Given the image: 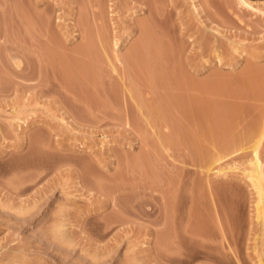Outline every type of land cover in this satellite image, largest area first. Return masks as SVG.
I'll use <instances>...</instances> for the list:
<instances>
[{
  "label": "rangeland",
  "instance_id": "obj_1",
  "mask_svg": "<svg viewBox=\"0 0 264 264\" xmlns=\"http://www.w3.org/2000/svg\"><path fill=\"white\" fill-rule=\"evenodd\" d=\"M170 1L176 9L161 25L196 40L191 69L135 47L147 15L172 9ZM192 1L0 0V264H212L209 245L222 252L218 264H264V205L256 211L246 176L258 141L264 167V136L240 123L264 113V72L253 84L261 97L194 86L214 73L264 70V0H195L210 4L212 20L193 13ZM208 29L227 36L222 62L235 69L216 66ZM171 69L196 76L186 87L165 77ZM201 97L207 117L209 101L224 111L196 121Z\"/></svg>",
  "mask_w": 264,
  "mask_h": 264
},
{
  "label": "bare ground",
  "instance_id": "obj_2",
  "mask_svg": "<svg viewBox=\"0 0 264 264\" xmlns=\"http://www.w3.org/2000/svg\"><path fill=\"white\" fill-rule=\"evenodd\" d=\"M96 1H98V0H96ZM101 1V0H100ZM194 1V6H195V12H193V13H196V15L197 16H200V15H202V17L204 16V20H212V16L210 15V14H212V13H210L209 12V3L208 2H206V3H208V6H203L202 4H200L199 3V5L198 4H196L195 5V3L197 2H195V0H193ZM193 1H192V4H193ZM206 1V0H205ZM204 1V2H205ZM208 1V0H207ZM170 4L171 3H173L172 1H170L169 2ZM245 3H248L247 1H245ZM174 4V3H173ZM192 4H191V6H192ZM205 5V4H204ZM207 5V4H206ZM170 7H173L172 9H168L169 7H165L164 6V9L163 10H165L166 12L164 13V11H163V13L161 12H159V10H158V12L157 13H155L156 11H157V9L155 10V12L154 13H152L151 12V14H148L147 15V18H146V20H145V23H144V25L142 26V29H143V31H144V36L140 39V41L136 44V46L135 47H154L153 48V51L156 49V51L158 50L159 52V54H161V57H159L160 58V60H162L163 61V64L166 66H169V65H175V64H177V62H179L181 65H183V63L185 64V66H187V67H192V62L191 61H193V57L192 56H189V55H187V47H188V45H191L192 43H194L195 41H193V40H191V38L189 37V33H187V28H186V32H183V30L184 29H182V28H180L179 29V31L176 33V34H174L173 35V32H170V30H171V28H170V30H168L166 27H164L163 25H161V23L162 22H166V20H168V18L167 17H171V15H172V13H173V11H175L174 9H176V8H174V5H169ZM157 7V6H156ZM211 7H213V6H211ZM163 8V7H162ZM166 8V9H165ZM192 8H193V6H192ZM146 9V8H145ZM197 10H198V13H197ZM208 10V11H207ZM138 12H140L139 10H137ZM192 11H194V10H192ZM211 11V10H210ZM210 13V14H209ZM167 18V19H166ZM166 19V20H165ZM49 24H50V21H49ZM182 24V23H181ZM173 27V26H172ZM3 28V27H2ZM34 28V27H33ZM175 28V27H174ZM174 28H172V31L174 30ZM178 28V27H177ZM5 29V28H4ZM206 29V28H205ZM6 30H7V28H6ZM175 30H176V28H175ZM202 30V29H201ZM209 30V29H208ZM10 31V30H9ZM210 31V30H209ZM208 31V32H209ZM189 32V31H188ZM202 32V33H201ZM204 32V33H203ZM208 32H207V34H208ZM10 33V32H9ZM9 33H8V35H9ZM199 35H201V39L203 38V35H205V36H208V35H206L205 34V31H199ZM209 35H210V43H212V48H213V51H212V53L214 54V58H215V60L217 61V64H216V66H218V68H222L223 66H229V67H231V69L232 68H236V65H237V63H230V64H225V63H223L222 62V54L220 53V50L221 49H219V47H221L222 48V44L224 43V40H226L227 39V36L225 35V34H223L222 32H220L219 30H217V31H210L209 32ZM176 36H177V38H178V42H176L177 41V38H176ZM204 36V37H205ZM176 38V39H175ZM182 38L184 39V38H186V40L185 41H182ZM206 38H208V37H206ZM206 38H203V39H205L206 40ZM181 40V41H180ZM199 40H200V38H199ZM208 40V39H207ZM228 40H230V39H228ZM201 42H202V40H200ZM106 40L104 39H101L100 40V45H101V50H102V54H103V56L105 57V58H103V56H102V58L103 59H107V60H110V58L108 59V51H107V47H106ZM201 42H200V44H201ZM231 42H233V41H231ZM207 43V45L209 44L208 42H206ZM233 44V43H232ZM202 45V44H201ZM205 45V44H204ZM210 45V44H209ZM208 45V46H209ZM91 46V45H90ZM85 47L87 48V46H86V44H85ZM134 47V48H135ZM43 48H45V47H43ZM205 48V47H204ZM212 48H211V50H212ZM203 49V48H202ZM46 50V49H45ZM81 50V49H80ZM88 50H91V48L90 49H88ZM94 50V49H93ZM93 50L91 51V52H93ZM235 50H237V49H235ZM87 50H85V48L83 47L82 48V51H81V55H83V57H85V58H90V60L92 61V59H94V56L96 55H90V52H86ZM151 51V50H150ZM85 52V53H84ZM79 53V52H78ZM87 53H89V54H87ZM94 54V53H93ZM102 54H100V56L102 55ZM135 54H136V49L135 50H133L132 52H130V53H128V55H127V57L125 58L126 59V61L128 62V63H130V61L132 62L133 60H134V58H135ZM157 54V53H156ZM98 55V54H97ZM149 56V55H148ZM151 56V55H150ZM158 57V56H157ZM95 58H96V56H95ZM99 59H100V57H98ZM101 58V59H102ZM154 58V57H153ZM152 58V59H153ZM158 59V58H157ZM52 60V59H51ZM50 60V61H51ZM87 61V60H86ZM89 61V60H88ZM94 61V60H93ZM93 61L91 62V63H93ZM95 61H98V59H95ZM152 61V60H151ZM153 61H156V60H154L153 59ZM90 62V61H89ZM88 62V63H89ZM95 63V62H94ZM110 63V62H109ZM228 63V62H227ZM111 64V63H110ZM161 64H162V62H161ZM205 64H206V62H205ZM204 64V65H205ZM15 67H16V69H17V71L18 72H23L24 71V69H23V67L21 66V64H20V62L19 61H16L15 62ZM92 65V64H91ZM209 65V64H208ZM129 66V65H128ZM178 66V65H177ZM88 68H90V66H87ZM94 67H95V65H94ZM111 67H112V69H113V71L112 72H114V73H116L117 74V77H119L120 78V75L118 74V71L116 70V67L114 66V65H111ZM164 67V66H163ZM169 67H171V66H169ZM195 67V66H194ZM129 68V67H128ZM179 68H182V67H179ZM196 68V67H195ZM199 68H200V66H199ZM85 69V68H84ZM83 69V70H84ZM92 69H93V67H92ZM164 69H165V67H164ZM163 69V70H164ZM168 69V68H167ZM175 69V68H174ZM191 69V68H190ZM197 69V68H196ZM201 70H203L204 69V66H202L201 68H200ZM216 69H217V67H216ZM87 70V69H86ZM95 70V69H94ZM127 71H128V69H126ZM180 70V69H179ZM182 70H183V68H182ZM182 70H181V72H175V71H172V69H171V71L165 76V77H167V78H171L172 80H174V79H177V81L179 80V81H181V83H183V85H184V83H185V81H188L191 77H190V74H191V76L194 74L195 76H196V74L195 73H191L192 71L191 70H189L190 72H189V74H188V72H182ZM199 70V69H198ZM219 70V69H218ZM89 71V70H88ZM177 71V70H176ZM84 72H86L87 73V71H84ZM83 72V73H84ZM91 72H93V71H91ZM130 71H128V73H129ZM264 72V70H260V71H257V69L254 67V66H251V65H249V66H247V68L241 73V74H238V75H235V76H233V77H230V79H232V81L231 82H229L230 81V79H229V76H226V75H224V74H220V73H214L213 75H211V77L209 78V79H207L205 82H201L199 85H195L194 84V86H195V88H196V90L197 91H200L201 93H203V91H207L208 89H211L212 87H219L220 88V90H223L222 92L224 93V92H226V91H228L229 92V94L228 95H230V93H233L234 95H242L243 97H261L262 95H263V93L262 92H259L260 94H258L257 96L256 95H254L253 93H254V90H253V84H254V80L256 79V77L260 74V73H263ZM90 73V72H89ZM127 73V72H126ZM131 73V72H130ZM197 73V72H196ZM202 73V72H201ZM91 74V73H90ZM161 74V73H160ZM95 75V74H94ZM94 75L92 76V77H94ZM90 76V75H89ZM88 76V77H89ZM129 76V75H128ZM161 76V75H160ZM91 77V76H90ZM97 77V76H96ZM130 77V76H129ZM194 77V76H193ZM160 78H162V77H160ZM167 78H166V80H167ZM89 79H91V78H89ZM93 80V79H92ZM164 80V79H163ZM171 81V80H170ZM176 81V80H175ZM178 81V82H179ZM191 81V80H190ZM177 83V82H176ZM180 83V82H179ZM188 83V82H187ZM191 83V82H190ZM189 83V84H190ZM165 84H167V86H168V82H166ZM189 84H187V85H189ZM197 84V83H196ZM233 84H234V86H233ZM170 85V84H169ZM176 85H178V84H176ZM187 85H186V83H185V86L187 87ZM173 86V85H172ZM172 86H170V87H172ZM181 86V85H180ZM163 88H164V86H162ZM133 88V87H132ZM135 89H136V87H134ZM166 88V87H165ZM168 88V87H167ZM254 88H256V87H254ZM258 88V87H257ZM131 88H126V92L129 94V95H132L133 94V92H132V90H130ZM242 92V94H240L241 92ZM136 92V91H135ZM132 93V94H131ZM197 93H199V92H197ZM256 93V92H255ZM200 94V93H199ZM138 95V94H137ZM133 96V95H132ZM241 96V97H242ZM131 97V96H130ZM116 98V97H115ZM138 98V97H137ZM113 99V98H112ZM131 99H132V97H131ZM136 99V98H135ZM135 99H132L133 101H135ZM197 100L195 101V104H194V107L193 108H191L192 110V113H194L193 115L194 116H196L197 118H195V117H192V118H195V119H197L196 121H198V122H201V123H205V122H207V121H212V120H214L213 118L214 117H216L217 116V114L218 113H221L222 111H219V112H217V114H216V111H217V108H219L220 107V105H221V102L220 103H218V104H215V103H217V102H215L214 101V103H210L211 101H209L208 102V105H209V107L211 106V113H213L214 115L212 116V114H211V116H209L210 115V113H209V115H208V117L206 116V110L204 109V105L207 103V101L205 100V99H202V97L201 98H196ZM179 100V99H178ZM94 101V100H93ZM115 101V100H114ZM137 101V100H136ZM135 101V102H136ZM141 101H143V100H141ZM140 101V99H139V103L141 102ZM181 101V100H180ZM97 102V101H96ZM134 102V103H135ZM213 102V101H212ZM98 103V102H97ZM96 103V104H97ZM100 103H101V101H100ZM103 103V102H102ZM90 104V103H89ZM95 104V103H94ZM229 104V103H228ZM136 106H139L140 104H138V103H136L135 104ZM182 105V103L180 102H176L175 100H173V102H172V106H171V108L172 107H177V106H179L180 107V110L182 109L181 107H183V106H181ZM224 105V104H223ZM238 105V104H237ZM141 106V105H140ZM139 106V107H140ZM165 106V105H164ZM170 106V105H169ZM234 106V105H233ZM233 106H232V108H233ZM241 106V105H240ZM101 107H104V106H101ZM138 107V108H139ZM144 107H147L146 105H144ZM179 107H177V109H179ZM221 107L223 108L224 106H222L221 105ZM220 107V108H221ZM228 107V106H227ZM226 107V108H227ZM235 107L237 108V106L235 105ZM141 108V107H140ZM142 108H143V103H142ZM168 108V107H167ZM173 108V109H174ZM186 108V107H185ZM188 108V107H187ZM221 108V109H222ZM239 108V107H238ZM241 108V107H240ZM244 108V107H243ZM145 109V108H144ZM148 109V108H147ZM152 109V108H151ZM150 109V110H151ZM164 109V108H163ZM228 109V108H227ZM249 109V108H248ZM250 109H252V108H250ZM142 109H140V111H141ZM149 110V109H148ZM168 110V109H167ZM176 110V109H175ZM185 110V109H184ZM204 110V111H203ZM230 110V109H229ZM232 110V109H231ZM233 110H234V108H233ZM238 110V109H237ZM240 110V109H239ZM246 108H245V110H244V112H246ZM153 111V110H152ZM151 111V112H152ZM172 111V110H171ZM176 111H178V110H176ZM185 111H187V110H185ZM207 111H209V109H207ZM223 111H224V108H223ZM242 111V110H241ZM142 112V111H141ZM188 112V111H187ZM215 112V113H214ZM171 113V112H170ZM183 113H185V112H183ZM225 113L226 114H224V115H226V118H228V115H231V114H228L227 115V113L228 112H226V110H225ZM230 113H231V111H230ZM238 113V112H237ZM240 113V112H239ZM248 113V112H247ZM252 113V112H251ZM250 112H249V114H251ZM190 114H191V112H190ZM215 114H216V116H215ZM233 114H234V112H233ZM232 114V115H233ZM243 114V113H242ZM165 115H166V113H165ZM219 115V114H218ZM221 115V114H220ZM235 115V114H234ZM238 116V115H237ZM225 117V116H224ZM232 117V116H231ZM260 117V118H259ZM257 119H256V121H252V120H245L244 119V117H243V122H241L240 121V123L241 124H246V125H250V126H255V125H259V126H261V130H262V133H261V136H260V138H259V140H261L262 138H263V136H264V113H261L260 114V116H259ZM169 118V117H168ZM220 118H222L221 120L217 117L216 118V120L218 119V121L221 123L222 122V120H224V118H223V116L221 117L220 116ZM225 118V119H226ZM230 118V117H229ZM238 119H239V117H237ZM121 119V118H120ZM127 119V118H126ZM172 119V118H171ZM171 119H170V121H171ZM233 119V118H232ZM234 119H236L235 117H234ZM169 120V119H168ZM227 121H226V123L228 122V125H231V124H229L230 122H231V119L229 120V119H226ZM218 121H216V122H218ZM224 122H225V120H224ZM237 124H239V120H238V123ZM210 133V132H209ZM211 134H213V133H211ZM218 135V134H217ZM217 135H216V137H217ZM165 137V136H164ZM163 137V138H164ZM173 137V136H172ZM174 138V137H173ZM219 138H221L220 136H219ZM165 139V138H164ZM169 139V138H168ZM172 139V138H171ZM209 139H211L212 141H216L217 139H218V137H217V139L215 138V134L212 136V135H210L209 136ZM224 138H222V139H219L221 142H222V140H223ZM219 140H218V142H219ZM167 141V140H166ZM170 141V140H169ZM173 141V140H172ZM225 141V140H224ZM259 143H260V141H258V143H257V145L253 148V153H252V158H251V160L249 161L250 163V168L247 170V172H246V176H247V178H248V181H249V185H250V187L253 189V191H254V193H255V195L257 196V198H258V200H257V204H256V211L258 212V211H260V209H262V207H263V205H264V167H263V162H262V159L260 158V153H259V150H258V146H259ZM71 162V161H70ZM71 163H73V162H71ZM69 164V163H68ZM76 164V163H75ZM73 165V164H72ZM71 166V165H70ZM171 193V192H170ZM169 193V194H170ZM172 195V194H171ZM170 197V196H169ZM261 217V219H263L262 221H263V240H264V208H263V214L262 215H257V218H260ZM60 226V225H59ZM62 226V225H61ZM210 234L209 235H211L212 233H211V231L209 232ZM208 234V233H207ZM208 235V236H209ZM215 235V234H214ZM207 236V237H208ZM212 236H213V234H212ZM211 236V239L213 238V239H215L214 237H212ZM222 236V235H221ZM224 238V237H223ZM212 239V240H213ZM217 239V242H218V245H221V241H223V239H221V238H219V239H221L220 241H219V239L218 238H216ZM208 240L210 241V238H208ZM215 241V240H214ZM219 242H221V243H219ZM264 242V241H263ZM209 243H211V242H209ZM212 244V243H211ZM216 244V242L214 243V245ZM264 244V243H263ZM223 245V244H222ZM264 246V245H263ZM208 247V246H207ZM206 247V249H208ZM220 247V246H219ZM219 247H217V248H219ZM223 247V246H222ZM213 246L212 245H209V251H208V253H207V259L209 260V261H207V262H212V261H215L216 260V262L214 263V262H212V264H218V262H217V260L220 262V253H222V252H219L218 254H219V257L217 256H215V252L214 251H217V249H214V251H213ZM221 249V248H220ZM223 249V248H222ZM219 250V249H218ZM222 251V250H221ZM207 252V251H206ZM215 254H214V253ZM222 257V256H221ZM206 258V257H205ZM223 258V257H222ZM221 261H223V260H221ZM263 263H264V261H263ZM209 264H211V263H209ZM220 264H222V263H220Z\"/></svg>",
  "mask_w": 264,
  "mask_h": 264
}]
</instances>
